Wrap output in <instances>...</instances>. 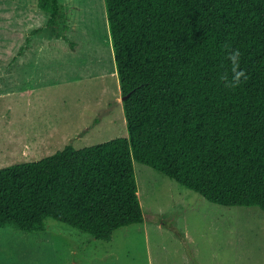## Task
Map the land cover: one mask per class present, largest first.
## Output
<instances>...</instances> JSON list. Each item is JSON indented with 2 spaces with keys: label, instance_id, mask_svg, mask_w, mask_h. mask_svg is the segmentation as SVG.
Masks as SVG:
<instances>
[{
  "label": "trees",
  "instance_id": "16d2710c",
  "mask_svg": "<svg viewBox=\"0 0 264 264\" xmlns=\"http://www.w3.org/2000/svg\"><path fill=\"white\" fill-rule=\"evenodd\" d=\"M36 1L67 41L59 0ZM104 4L128 134L0 167V228L43 233L53 219L109 242L144 221L134 162L211 203L264 211V0ZM236 50L248 78L227 87Z\"/></svg>",
  "mask_w": 264,
  "mask_h": 264
},
{
  "label": "rangeland",
  "instance_id": "374dc122",
  "mask_svg": "<svg viewBox=\"0 0 264 264\" xmlns=\"http://www.w3.org/2000/svg\"><path fill=\"white\" fill-rule=\"evenodd\" d=\"M59 2L67 41L36 0H0V167L128 134L104 0ZM134 171L143 223L109 242L53 219L43 233L0 228V264H264L260 208L211 203L138 162Z\"/></svg>",
  "mask_w": 264,
  "mask_h": 264
},
{
  "label": "clouds",
  "instance_id": "9594fccd",
  "mask_svg": "<svg viewBox=\"0 0 264 264\" xmlns=\"http://www.w3.org/2000/svg\"><path fill=\"white\" fill-rule=\"evenodd\" d=\"M229 60L231 61V79L228 76L222 77L227 87H236L241 83V80H247V75L243 70L239 69L240 52L238 50L229 53Z\"/></svg>",
  "mask_w": 264,
  "mask_h": 264
},
{
  "label": "water",
  "instance_id": "95a60500",
  "mask_svg": "<svg viewBox=\"0 0 264 264\" xmlns=\"http://www.w3.org/2000/svg\"><path fill=\"white\" fill-rule=\"evenodd\" d=\"M124 98H125V97H123V99H124ZM123 99H122V100H123Z\"/></svg>",
  "mask_w": 264,
  "mask_h": 264
},
{
  "label": "crops",
  "instance_id": "0c3cea01",
  "mask_svg": "<svg viewBox=\"0 0 264 264\" xmlns=\"http://www.w3.org/2000/svg\"><path fill=\"white\" fill-rule=\"evenodd\" d=\"M57 40V39H56Z\"/></svg>",
  "mask_w": 264,
  "mask_h": 264
}]
</instances>
